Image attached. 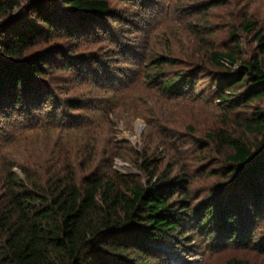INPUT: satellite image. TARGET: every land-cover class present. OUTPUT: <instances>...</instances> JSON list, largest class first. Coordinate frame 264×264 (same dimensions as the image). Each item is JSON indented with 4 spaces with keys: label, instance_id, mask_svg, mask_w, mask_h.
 Masks as SVG:
<instances>
[{
    "label": "rangeland",
    "instance_id": "374dc122",
    "mask_svg": "<svg viewBox=\"0 0 264 264\" xmlns=\"http://www.w3.org/2000/svg\"><path fill=\"white\" fill-rule=\"evenodd\" d=\"M17 1L0 23L24 17L36 0ZM110 3L112 15L82 26L78 36L46 31L26 52L25 57L44 53L56 59L43 80L52 94L48 101L26 100L0 116V190L10 166L22 176L25 167L44 180L67 163L78 179L110 169L147 183L143 165L150 160L157 175L167 173L182 183L168 189L178 201L182 224L164 241L152 242L161 255L154 263L264 264L259 243L264 242V187L258 186L260 195L249 196L238 173H230L229 151H220L212 138L218 131L241 134L240 120L253 114L251 106L225 108L218 92L240 87L224 83L219 90L216 79L235 77L246 59L264 60L254 32L241 27L251 20L264 33V0ZM215 51L232 53L234 62L221 66L212 57ZM63 56L75 66H61ZM170 81H181L180 87L167 89ZM247 137L255 140L253 134ZM257 160L249 158L238 171ZM219 203L235 214L233 238L219 227ZM212 206L216 213L210 223L203 219Z\"/></svg>",
    "mask_w": 264,
    "mask_h": 264
},
{
    "label": "trees",
    "instance_id": "16d2710c",
    "mask_svg": "<svg viewBox=\"0 0 264 264\" xmlns=\"http://www.w3.org/2000/svg\"><path fill=\"white\" fill-rule=\"evenodd\" d=\"M16 4L17 0H0V17ZM28 7L24 17H7L0 23V116L26 100L33 104L51 97L43 80L56 59L44 53L25 57L39 37L46 31L78 36L82 26L113 12L110 0H36ZM241 27L254 32L264 48L262 28L256 30V23L247 19ZM212 57L223 67L234 62L232 53L215 51ZM62 58L61 66H75L68 57ZM237 72L235 77L216 79L219 90L224 83L229 89L240 87L233 93L219 91L218 98L229 110L251 106L253 114L240 120L241 134L218 131L212 138L220 151L227 148L230 173H238L239 186L254 198L260 195L258 186L264 187V60L246 59ZM180 84L170 81L165 87L177 89ZM249 134L254 135L253 142ZM255 155H260L258 160ZM249 158L257 161L239 172ZM149 164L150 160L143 165L147 183L110 169L78 179L70 163L44 180L25 167L22 176L10 166L0 190V264H159L154 261L159 262L161 255L152 242L164 241L181 226L182 212L168 189L175 191L182 183L167 173L157 175V168ZM218 206L219 227L233 238L235 214ZM215 213L213 206L208 208L203 220L211 223ZM259 243L264 250V242Z\"/></svg>",
    "mask_w": 264,
    "mask_h": 264
}]
</instances>
